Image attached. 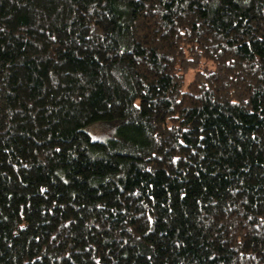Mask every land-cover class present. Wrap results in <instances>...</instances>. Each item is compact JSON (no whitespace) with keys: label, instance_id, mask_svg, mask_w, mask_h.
I'll use <instances>...</instances> for the list:
<instances>
[{"label":"trees","instance_id":"1","mask_svg":"<svg viewBox=\"0 0 264 264\" xmlns=\"http://www.w3.org/2000/svg\"><path fill=\"white\" fill-rule=\"evenodd\" d=\"M0 264H264V0H0Z\"/></svg>","mask_w":264,"mask_h":264}]
</instances>
